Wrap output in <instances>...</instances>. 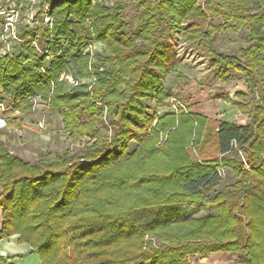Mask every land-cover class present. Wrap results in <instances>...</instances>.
Returning <instances> with one entry per match:
<instances>
[{"label": "trees", "instance_id": "trees-1", "mask_svg": "<svg viewBox=\"0 0 264 264\" xmlns=\"http://www.w3.org/2000/svg\"><path fill=\"white\" fill-rule=\"evenodd\" d=\"M45 3L52 26L19 28L14 57L0 60V97L7 90V106L18 100L21 108L28 96L43 94L68 122H93L85 133L96 142L83 155L40 157L35 165L2 148L1 237L19 235L42 264H189L193 256L216 253H231L233 264H264V0H131L139 8L132 30L123 19L126 0ZM218 17L220 28L248 29L250 46L220 52L209 29ZM175 33L210 55L221 82L242 75L248 92L237 95H251L246 103L227 91L214 96L249 118L243 124L217 120L216 155L209 158L182 151L192 139L200 142L209 118L182 108L158 116L148 105L172 96L162 80L176 71ZM90 43L104 48L88 68ZM64 69L89 81L68 89L60 80ZM167 129L178 135L173 142L183 156L177 162L151 140V133ZM132 140L144 144L130 151ZM224 167L235 181L216 192ZM187 202L215 206L218 213L177 219L162 211ZM22 257L0 256V264Z\"/></svg>", "mask_w": 264, "mask_h": 264}, {"label": "rangeland", "instance_id": "rangeland-1", "mask_svg": "<svg viewBox=\"0 0 264 264\" xmlns=\"http://www.w3.org/2000/svg\"><path fill=\"white\" fill-rule=\"evenodd\" d=\"M126 2L130 3L131 0H126ZM0 3H2V0H0ZM111 3L112 1H107V4ZM13 4V1H9L5 6L9 7ZM34 6L35 9L43 7L42 2ZM138 12L139 8L136 4L130 3L126 6L123 19L130 23L128 30H132L137 26L136 15ZM20 13L21 15L18 16V19L25 18L27 14H30V9L23 8ZM4 16L3 11H0V60L6 57V55L2 54L3 48H6V43L2 41L5 36ZM221 24H223V20L221 17H218L209 27L212 31L213 43L220 52L234 54L239 48L250 46L248 29L242 27L235 29L233 26L224 29L220 28L219 25ZM83 29L76 28L78 32ZM170 41L172 43V50L177 58L175 64L176 71L170 72L163 78L162 86L166 90H169L172 96L160 102L157 99L149 100L148 105L151 107V112L156 111L158 116L167 112H177L182 108L187 112L202 114L209 118L208 122L205 121L203 129L199 134L200 142L196 144L191 138V142L182 151L185 154L187 153L192 159L215 156V129L217 120L224 119L243 124L247 122L249 115L231 102L215 98L214 96L220 94L222 91H227L230 98L246 103L251 98L250 94L244 96L237 95L239 91L248 92L245 79L242 75H239L238 78L232 79L229 82H221L216 76L217 70L210 65V55L203 48L188 43L179 33H175L170 37ZM101 48H104L103 45L97 43L91 47V51H88L91 54L88 68H91V63L95 62V57ZM97 51L99 52L97 53ZM70 69H64L60 74V80L66 82L68 89L72 86L65 77L71 74L69 72ZM81 79L83 84L86 80L89 81L88 77ZM52 92L53 88L50 90V95H52ZM8 94L9 92L4 90L0 97V150L4 148L10 156L18 157L24 162L35 165L39 162L40 157H49L48 159L52 160L61 157L66 152H69L71 156L76 153L83 155L84 149L92 147L96 142L95 138H91L90 135L85 133L93 122H88L87 119L68 122L64 114L59 110L60 108L50 109L49 97L47 98L43 94L28 96V104L20 108L17 107L18 100L14 105L7 106L6 103L9 100ZM60 104L63 105L65 103L60 101ZM157 119L155 118L152 126L148 129L149 133L153 128H156ZM105 120L106 125H110L108 117ZM175 130H156L158 136L157 133L150 134L151 140L155 139L154 144L159 148L157 150H161L163 151L162 153L167 154L166 158L171 162H177L183 156L178 154L176 151L178 145L173 142L178 137L177 134L172 136ZM102 133L108 136V139L109 137L111 138L112 133L108 127L102 128ZM193 133H198V130H193ZM170 140L171 144L168 145ZM143 144L142 140H132L129 143V150L139 149ZM167 145L169 149H167ZM221 172L223 181L216 189V192L221 190L225 185L232 184L235 181V176L230 169L224 167L221 169ZM2 191L3 188L0 187V194ZM162 211L165 212V216L175 214L174 216L177 219L198 218L218 213V209L215 206H204L201 203L189 202L165 207ZM234 260L231 253L213 254L207 258L193 256L190 258L189 264H233Z\"/></svg>", "mask_w": 264, "mask_h": 264}, {"label": "built area", "instance_id": "built-area-1", "mask_svg": "<svg viewBox=\"0 0 264 264\" xmlns=\"http://www.w3.org/2000/svg\"><path fill=\"white\" fill-rule=\"evenodd\" d=\"M13 1L14 4L10 5L9 7H6L5 5L9 2ZM22 1V2H21ZM2 0V3H0V11H3L4 16V34L2 41L6 43V48H3L2 54L8 56L11 55L14 57V51L16 49V46L20 42L19 37V28L21 26H29L30 28L36 27L39 25L44 26H52V16L48 12V4H44L43 7H37L38 9H35V4H39L42 2V0ZM27 8L30 9V14H27L25 18L18 19V16L21 15V9ZM7 14V15H6ZM17 16V18H16ZM13 43V45H12ZM17 43V45H16ZM94 44L90 43L87 52L91 51V47ZM46 54H48V51H46ZM31 61V60H29ZM40 74L44 73V68L37 67L36 68ZM65 79L71 84V85H80L82 81L75 78L72 74H69L65 77ZM3 106V104H1Z\"/></svg>", "mask_w": 264, "mask_h": 264}, {"label": "crops", "instance_id": "crops-1", "mask_svg": "<svg viewBox=\"0 0 264 264\" xmlns=\"http://www.w3.org/2000/svg\"><path fill=\"white\" fill-rule=\"evenodd\" d=\"M1 228L2 223L0 222V256L23 255L24 257L15 259L11 262H13L14 264H42L39 254L35 253L28 243L20 242L18 240L19 235H12L6 238H2Z\"/></svg>", "mask_w": 264, "mask_h": 264}]
</instances>
